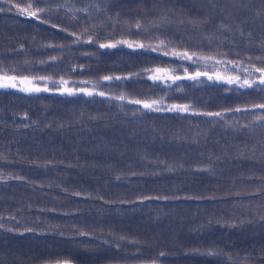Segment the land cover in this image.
<instances>
[{"label":"trees","instance_id":"1","mask_svg":"<svg viewBox=\"0 0 264 264\" xmlns=\"http://www.w3.org/2000/svg\"><path fill=\"white\" fill-rule=\"evenodd\" d=\"M0 7L1 75L110 96L0 92V264H264V91L146 79L173 51L264 67V0ZM162 97L195 112L132 102Z\"/></svg>","mask_w":264,"mask_h":264},{"label":"snow or ice","instance_id":"2","mask_svg":"<svg viewBox=\"0 0 264 264\" xmlns=\"http://www.w3.org/2000/svg\"><path fill=\"white\" fill-rule=\"evenodd\" d=\"M10 2V0H9ZM41 2L48 4L50 3V0H35V3L38 5ZM12 7H18L16 4H12ZM34 5L30 4L28 5L26 8H18V14L19 15H27V16H31L33 18H37V19H41L42 17H40L39 13L41 12H45L47 11V9H40L38 8L37 11H32ZM58 7H62V6H58ZM10 10V9H9ZM99 10V9H98ZM4 11L3 7H0V12ZM83 11H87V9H84ZM52 27H58L57 25L53 24ZM137 29H143V25L140 22H137L136 24ZM138 34V33H137ZM77 40L80 39V37L76 38ZM90 42L95 43V40H92L91 37H89ZM118 44H126L129 48H151V45H144V44H132L128 41H119L117 42V44H103L101 43L99 45L100 48H114L117 47ZM164 42L161 41V46H163ZM161 46H157L155 48H152L153 51H161ZM171 55L175 56L177 59L179 60H188L191 61L193 63H197L200 61H204L205 65L207 66V61H211V60H215V63L217 65H223L222 69H217L215 72V76L213 75H207V72H197L195 73L194 76H187L188 79H198L201 75H207L208 80L216 82V81H223L224 83H226L227 85H235L237 87V89H260L261 91H264V67H255L254 68V72H259L261 75L258 78L259 79V83L254 82L253 80H249L247 78L241 80V77L239 75L240 72H246L248 76H253L254 72L251 70H248L246 68H242L241 67V62H236V61H227V60H223V59H217L215 56H204L203 54H197L196 52H190L188 50H184L182 52H176L173 51L172 53H170ZM165 55H169V53H165ZM222 55H226V54H222ZM54 59V58H53ZM249 63H251V61H249ZM262 63H264V59H262ZM231 70H235L236 71V75H225V73H228ZM155 73H157L158 75H149V79L156 81V80H160L163 79L162 75H159L160 73L163 74H167L166 70L161 69V68H156L151 70ZM136 75H139L136 74ZM130 77H111V76H105L103 77V79L105 81H112L113 79L119 81L121 79H129ZM14 77H5V80H13ZM170 79H179V77H170ZM166 82V81H165ZM15 87V84H9V83H4V84H0V87ZM30 91H36L39 92L41 89L39 88H35V89H29ZM47 90V89H45ZM66 92H68L69 94H71V89H65ZM86 95H92L93 93L91 92H86ZM99 95L103 96L105 95V93L100 92L98 93ZM121 99H123V97H121ZM133 103H143V107L146 109H150V110H158V105L161 103L160 101H152V102H141V101H132ZM258 107L264 108V104H260L258 105ZM190 106L188 105H172L168 110L170 111H177V112H188L189 111ZM236 111H240V109H236ZM206 115L208 116H216V117H222V113L221 112H216V113H206ZM262 119H264V117H262Z\"/></svg>","mask_w":264,"mask_h":264},{"label":"rangeland","instance_id":"3","mask_svg":"<svg viewBox=\"0 0 264 264\" xmlns=\"http://www.w3.org/2000/svg\"><path fill=\"white\" fill-rule=\"evenodd\" d=\"M115 44H117V43H115ZM157 46H161V45H157ZM114 48H125V49L127 48V49H130V50H133V51H142V50H146L147 49V50H151L152 53H154L155 55L158 53L157 51H153L152 49H148V48H143V49L142 48H129L126 44H118L117 47H114ZM114 48H106V49H114ZM162 48H164V46H161V49ZM158 55L161 56V57H164V58H168V59L175 60L177 62L176 63V66H172L170 68H168V67H158V68H161V69L166 70V73H167L166 75L163 74V73H160L159 74V75H162L163 76V79L156 80V81H153L151 79L149 80V75H158L157 73H155L153 71L152 72H149V74L146 75V79L148 78V81L151 84H157V85H159L162 88H169V87H172V86H180V85L185 84V83H192V82H195V81L188 82L187 80H181V79H187V76H194L195 73H197V72H206L208 70L211 71V70H214V69H220L219 65H211V64H216V63H213L212 61H207V66H206L204 61H200V62H197V63H193V62L188 61V60H179L175 56L171 55L170 53H169V55H165V53H160ZM187 68H189L191 70L188 71L189 69H187ZM184 73H188L187 76L186 75H183ZM201 76L204 77V75H201ZM240 76H241V80L245 79L243 77V75H240ZM170 77H179V79H174L173 80V79H170ZM204 78H206V77H204ZM246 78L249 79V80H251V78H249V77H246ZM257 80H255V81H257ZM1 82L2 83H8L9 81H7V80L4 79ZM16 82L17 83H15V87H18V89H15V88L10 87L7 90L8 91L9 90H11V91H17L19 93H23V95H24V94H29V93H27L28 91H30L29 89H35L34 87L40 86V88H42L43 90H40L41 92L39 91L37 93L56 94V95H59V96H67V97H69V96H75L77 94H82V95H84V96H86L88 98H92V96L105 97V98L106 97H110V96L107 95L108 93H106V92H105V95L101 96V95L98 94V93H100L99 91H97V90L95 91V89H92V88L85 87V88H79L78 89V88H74L72 86H69L68 84H65V83L64 84L63 83H54L53 84V83L48 82L47 80H43V82L40 83V85L36 84L34 81H31L28 85H26V83H22L21 84V80H17L16 79ZM18 82L21 85H19ZM195 83H201V82L196 81ZM210 83H212V82H210ZM213 83L214 84H217V82H213ZM201 84H203V83H201ZM0 89H3V88L0 87ZM45 89H47V90H45ZM65 89H71V94H69L68 92H66ZM86 92H91L93 94L92 95H86L85 94ZM31 93H35V92H31ZM114 99L116 101H118V102H125V103L129 101L128 99H125L124 97H123V99H121V97H116ZM157 101H160L161 102L158 105L159 112L164 111L166 113H170L169 110H168L169 112H167V109H169L172 105H183V104H178V103L175 104V102L174 103L167 102L164 97L158 99ZM141 102H152V101H148L147 100V101H141ZM135 104L136 105H139L140 108L143 107V103H139V104L135 103ZM141 109L143 111H153V110H150V109H146L144 107L141 108ZM164 112H162V113H164ZM189 112H195L191 106H190L188 112H172V113L181 114V115H190Z\"/></svg>","mask_w":264,"mask_h":264},{"label":"built area","instance_id":"4","mask_svg":"<svg viewBox=\"0 0 264 264\" xmlns=\"http://www.w3.org/2000/svg\"><path fill=\"white\" fill-rule=\"evenodd\" d=\"M211 65H217V64H211ZM219 67H220V69H222L223 68V65H219ZM243 68V67H242ZM246 69H248V70H251V71H253L254 72V68L253 67H245ZM216 70L217 69H214V70H208V71H206L207 72V75H213V76H215V72H216ZM201 73H203V72H201ZM187 74L188 73H184L183 75H186L187 76ZM226 75H236L237 73H236V71L235 70H231V71H229L228 73H225ZM182 75V76H183ZM207 75H204V77H206V78H204V77H202V76H200L198 79H181V80H187V81H189V82H192V81H197V80H199V81H202L203 80V82L204 83H206V84H214L213 83V81H210V80H208V78H207ZM239 75H243V77L244 78H246V77H249V78H251V80H253L254 82H256V83H259V76H260V73L259 72H254V75L253 76H248L247 75V73L246 72H240L239 73ZM241 77V76H240ZM5 78H0V84H4V83H2L1 81L2 80H4ZM258 79V80H257ZM255 80H257V81H255ZM7 81H9L8 83L9 84H15V83H17L15 80H7ZM210 82H212V83H210ZM217 82V84L216 85H223V86H225V87H228V88H235V89H237V87L235 86V85H232V86H230V85H227L226 83H224L223 81H216ZM19 83V82H18ZM23 82H21V84H22ZM20 83H19V85H21ZM29 83H27L26 85H28ZM10 87H12V86H9V87H1V88H3V89H8V88H10ZM12 88H15V89H18V87H12ZM35 88V87H34ZM239 90H244V89H239ZM28 92H36V91H28ZM170 111V110H169ZM168 111V109H167V112H169ZM164 112V111H163ZM172 112H177V111H170V113H172Z\"/></svg>","mask_w":264,"mask_h":264}]
</instances>
